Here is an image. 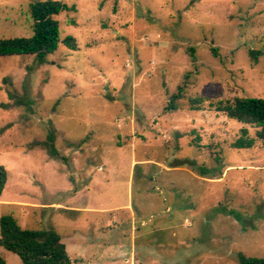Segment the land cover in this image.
Here are the masks:
<instances>
[{"label": "rangeland", "instance_id": "obj_1", "mask_svg": "<svg viewBox=\"0 0 264 264\" xmlns=\"http://www.w3.org/2000/svg\"><path fill=\"white\" fill-rule=\"evenodd\" d=\"M35 1L0 0V39L33 34ZM58 1L77 50L0 58V218L54 229L71 264L264 258V148L209 108L264 98V0Z\"/></svg>", "mask_w": 264, "mask_h": 264}, {"label": "trees", "instance_id": "obj_2", "mask_svg": "<svg viewBox=\"0 0 264 264\" xmlns=\"http://www.w3.org/2000/svg\"><path fill=\"white\" fill-rule=\"evenodd\" d=\"M29 15L32 20L33 34L29 37H14L0 39V58L14 55H33L39 66L47 63V56L55 53L61 44L69 50H77L75 38L68 36L61 40V29L57 17L64 12L75 11V6H69L58 0H38L29 5ZM215 53V52H214ZM256 59L257 54L251 52ZM179 95L173 96L166 111L177 110L175 104ZM191 110H200L203 99L190 101ZM209 108L224 114L227 118L256 128L255 137H251L246 128L241 129L240 137L232 144L234 149L253 148L260 141L264 148V98H235L230 101L210 102ZM49 151L58 155L53 135H50ZM189 165L197 169L201 176L206 177L209 171L197 167L194 162ZM7 171L0 166V197L7 183ZM0 247L18 255L23 264H71L66 245L54 229L38 230L24 229L12 215L0 218ZM0 264H7L0 256ZM239 264H264V258L239 255Z\"/></svg>", "mask_w": 264, "mask_h": 264}, {"label": "crops", "instance_id": "obj_3", "mask_svg": "<svg viewBox=\"0 0 264 264\" xmlns=\"http://www.w3.org/2000/svg\"><path fill=\"white\" fill-rule=\"evenodd\" d=\"M126 207H128V206H126ZM134 261L136 262L137 261V259H136V256L134 255ZM140 264H142V263H140Z\"/></svg>", "mask_w": 264, "mask_h": 264}]
</instances>
